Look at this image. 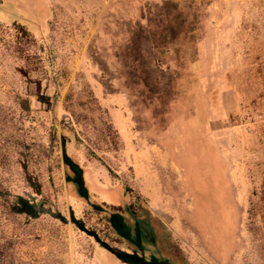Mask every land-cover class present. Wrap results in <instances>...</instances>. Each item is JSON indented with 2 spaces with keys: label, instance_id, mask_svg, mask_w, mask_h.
Listing matches in <instances>:
<instances>
[{
  "label": "rangeland",
  "instance_id": "374dc122",
  "mask_svg": "<svg viewBox=\"0 0 264 264\" xmlns=\"http://www.w3.org/2000/svg\"><path fill=\"white\" fill-rule=\"evenodd\" d=\"M0 264H264V0H0Z\"/></svg>",
  "mask_w": 264,
  "mask_h": 264
},
{
  "label": "trees",
  "instance_id": "16d2710c",
  "mask_svg": "<svg viewBox=\"0 0 264 264\" xmlns=\"http://www.w3.org/2000/svg\"><path fill=\"white\" fill-rule=\"evenodd\" d=\"M71 169L73 170V172L76 174L77 176V183L79 184L80 188H81V192L82 195L84 197H86L88 195V192L86 190V188L84 187V180H83V173L82 170L76 166L73 165L72 163H70ZM131 207V206H130ZM131 209V208H130ZM122 212V213H126L129 212V210L127 209V211L125 212L124 209H118L115 212ZM117 212V213H118ZM132 216V221H133V225L131 226V230L138 232V234L141 236V240L147 241L149 242L151 245H158V234L156 232V230L153 228V226L149 223L150 221H143V219H139L138 216L135 214V212L131 211L129 213ZM115 213L113 215V213L110 215L109 217V225L112 227V229L125 241L129 242L131 245H134L136 248H139V250L143 251V247L140 245V241L141 240H137L135 238V236L130 235L127 232H124L122 230H119L118 228L115 227ZM146 222V223H145ZM132 224V222H131ZM150 225V226H149ZM150 234V236H149ZM146 236V237H145ZM149 237V238H148Z\"/></svg>",
  "mask_w": 264,
  "mask_h": 264
},
{
  "label": "built area",
  "instance_id": "2783aa9c",
  "mask_svg": "<svg viewBox=\"0 0 264 264\" xmlns=\"http://www.w3.org/2000/svg\"><path fill=\"white\" fill-rule=\"evenodd\" d=\"M258 119H259L260 121H262V120H263V116L260 115V116L258 117Z\"/></svg>",
  "mask_w": 264,
  "mask_h": 264
}]
</instances>
